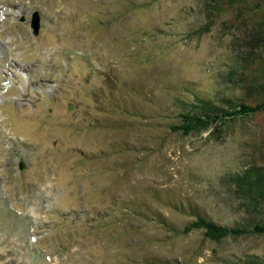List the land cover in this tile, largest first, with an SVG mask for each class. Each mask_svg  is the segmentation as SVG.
<instances>
[{
    "label": "rangeland",
    "instance_id": "374dc122",
    "mask_svg": "<svg viewBox=\"0 0 264 264\" xmlns=\"http://www.w3.org/2000/svg\"><path fill=\"white\" fill-rule=\"evenodd\" d=\"M263 8L0 0V264H264V199L231 179L264 164V107L171 129L193 105L256 100L242 64L264 55ZM197 214L248 232H185Z\"/></svg>",
    "mask_w": 264,
    "mask_h": 264
},
{
    "label": "trees",
    "instance_id": "16d2710c",
    "mask_svg": "<svg viewBox=\"0 0 264 264\" xmlns=\"http://www.w3.org/2000/svg\"><path fill=\"white\" fill-rule=\"evenodd\" d=\"M257 17L259 20L257 18L254 19L256 21V33L259 26L260 28L264 27V8L258 13ZM242 67L245 68L243 73L251 76L250 82L253 90H256L257 96L254 102L251 103L241 100L233 102L227 108L211 103H206L204 107H201L198 102L199 106L193 105L194 107H191L192 105H189L191 108L181 112L180 121L177 124H172L171 129L180 131L184 134L211 128L220 131L231 120H236L262 109L264 107V55L262 54L261 57L257 59L256 65L252 66V68L250 64L244 63ZM238 72V69L235 68L231 70L230 73L233 75L240 74V72ZM231 179L234 185L243 193H255L258 198L264 199V164L262 166H250L243 173L232 175ZM194 228L203 229L207 237L217 241L229 236H238L248 232L247 229L240 228L239 226L222 224L201 214H197L196 219L187 223L184 226V231L189 232ZM250 231L264 234V221L255 223Z\"/></svg>",
    "mask_w": 264,
    "mask_h": 264
},
{
    "label": "water",
    "instance_id": "95a60500",
    "mask_svg": "<svg viewBox=\"0 0 264 264\" xmlns=\"http://www.w3.org/2000/svg\"><path fill=\"white\" fill-rule=\"evenodd\" d=\"M31 25L34 28V33L38 34L40 28V16L38 12L33 14Z\"/></svg>",
    "mask_w": 264,
    "mask_h": 264
}]
</instances>
